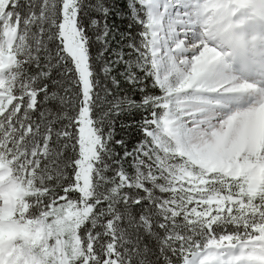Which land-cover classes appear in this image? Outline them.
<instances>
[{
	"label": "snow or ice",
	"instance_id": "1",
	"mask_svg": "<svg viewBox=\"0 0 264 264\" xmlns=\"http://www.w3.org/2000/svg\"><path fill=\"white\" fill-rule=\"evenodd\" d=\"M247 7L0 0V264H264Z\"/></svg>",
	"mask_w": 264,
	"mask_h": 264
},
{
	"label": "rangeland",
	"instance_id": "2",
	"mask_svg": "<svg viewBox=\"0 0 264 264\" xmlns=\"http://www.w3.org/2000/svg\"><path fill=\"white\" fill-rule=\"evenodd\" d=\"M257 0H242V3L244 5H248L249 7H247L245 9V15L243 16H237V13L235 10H233L231 13L227 14V18H230V22L233 23L232 21V14L235 11V21L236 22H241V21H246L248 20V18H251V22L248 21L247 23L250 25L249 29H247V31H243L241 32V36L244 37L243 42L245 41L246 45L248 46V53L249 55H251V60L253 61L254 57L255 59H260V53H262V50L264 49L263 44V39H264V28L261 26V23H259L260 30L259 28L254 24V19H261V16L264 15V13L261 12L260 8H259V4L258 2H255ZM211 13V12H209ZM212 14V13H211ZM246 16V17H245ZM222 23L224 24V20L222 21ZM227 28V27H226ZM225 29V31L228 29ZM239 37V35H238ZM241 38V37H239ZM245 45V46H246ZM262 45V46H260ZM257 55V56H256ZM253 56V59H252ZM238 66V65H237Z\"/></svg>",
	"mask_w": 264,
	"mask_h": 264
},
{
	"label": "bare ground",
	"instance_id": "3",
	"mask_svg": "<svg viewBox=\"0 0 264 264\" xmlns=\"http://www.w3.org/2000/svg\"><path fill=\"white\" fill-rule=\"evenodd\" d=\"M255 2H258V0L255 1ZM212 16H213V13L212 14L211 13L208 14V21L207 22H209L210 26L216 23L215 21H213ZM223 20H224L223 29L227 27L228 29L226 28L227 29L226 31L232 34V31H231L230 27H231V25H233V23L230 22V18H227V16H225V18ZM233 31H234V34H233L234 35V39L236 41V52H237V56L241 60H249V61H252L251 60V56L249 55V53L246 50V46H245L242 38H239L238 37V33L235 32V30H233ZM241 43H242V47H243L242 50H241V46H240ZM252 59H253V56H252ZM237 65L239 67V63Z\"/></svg>",
	"mask_w": 264,
	"mask_h": 264
},
{
	"label": "trees",
	"instance_id": "4",
	"mask_svg": "<svg viewBox=\"0 0 264 264\" xmlns=\"http://www.w3.org/2000/svg\"><path fill=\"white\" fill-rule=\"evenodd\" d=\"M136 119H139V116H137ZM136 138H137L136 136L133 137V139H136Z\"/></svg>",
	"mask_w": 264,
	"mask_h": 264
}]
</instances>
